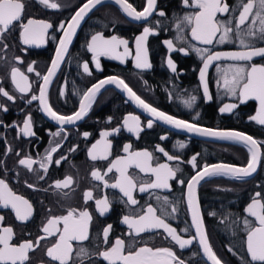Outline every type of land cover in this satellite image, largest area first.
Returning a JSON list of instances; mask_svg holds the SVG:
<instances>
[{"label":"flooded vegetation","instance_id":"af4514ba","mask_svg":"<svg viewBox=\"0 0 264 264\" xmlns=\"http://www.w3.org/2000/svg\"><path fill=\"white\" fill-rule=\"evenodd\" d=\"M54 2L62 5V9L45 10L42 5L37 3V0H25V22L28 18L51 22L54 27L49 30V33L52 34L60 21L67 20L73 15L85 0H54ZM127 2L132 3L137 10H142L145 0H127ZM227 2L231 5H236L239 4L240 0H227ZM9 7H13L10 0H2V3H0V12ZM158 9H163L168 16L167 18H160L163 23V29L160 30V34L152 35L148 39V54L153 67L150 70L144 71L135 69L132 59H128L126 64L121 65L118 61L109 60L104 57L100 58L103 70L97 71L92 63L90 53L86 51V44L90 42V35L95 32H102L106 38L117 34L121 38H127L129 41H133L136 35L142 33L143 26L152 27L153 25L147 22H133L112 2L102 4L90 13L78 29L73 43L69 46V51L64 57L63 63L57 74L52 78V83L48 89L51 104L55 110H58V114H74L78 110L79 100L82 98L84 91L100 80L114 75L118 78L125 79L126 83L141 98L145 99L151 106L157 107L158 110H163L166 114L191 121L195 113L199 112V119L196 121L199 125L213 129L239 130L252 135L258 140H264V126H258L255 122L249 121V117L256 112L258 107L257 102L248 101L246 104L240 105L235 109L234 114L218 113V108L222 104L231 103L233 100L223 92L222 84L217 86L218 75L216 67L218 65L226 66L234 62L216 63L210 68L208 80L210 93L213 97L211 102H205L202 96V89L198 91V69L202 65L194 54L185 56L177 52H172L171 57L178 65V72L183 71V74L177 75L170 72L166 63L168 58L167 49L162 41L169 38L173 39L174 45L179 43L175 40L177 30L174 21L178 13L183 14L191 11V9L182 8L181 0H158ZM222 18L226 19L227 17ZM152 19L155 20L157 17L154 15ZM54 34L59 39L62 33L55 31ZM184 35L190 41V34L185 33ZM190 42L197 47H210L213 52L240 50L236 43L220 45L214 41L213 46H204L194 41ZM7 43L9 47L6 54L0 51V56L5 57L4 59H0V81L3 82L4 89L9 91L14 90V85L10 82V72L11 67L15 65L29 77L33 91H35L38 87L35 71L46 74V69L50 67V61L54 58L57 45L49 39L39 48L23 46L19 41L18 28L8 36ZM130 47H133V45L130 44ZM16 57H21L22 62L14 59ZM84 62L89 63V68L92 73L90 76L83 73L82 65ZM251 63L257 65L264 64V58L256 57ZM27 66H33L35 71L33 73H27ZM194 68L196 71L193 70ZM20 80H22L20 74L13 72V81ZM61 91L64 92V96L59 95ZM0 94H4L3 89H0ZM13 94L19 95L14 91ZM190 94H197L199 97L193 111L184 109L181 103ZM0 102L8 106V112L6 114L0 112V121H3L6 125L0 128V137H6L0 139V160L5 161V166L9 170L7 173V182L14 194L23 196L34 206V215L27 222L18 221L11 209L0 208V216L3 217V220L0 221V230L4 227H11L13 229V240L11 243L14 246H18L20 242L35 240L38 235L42 234L41 225L48 218V208H51L52 215L54 216L66 214V210L72 208L77 210L86 208L90 211L93 217L89 227L90 238L83 242L73 241L74 253L76 247L80 244L87 245L94 252L96 250L103 251L107 245L101 243L97 234L108 224L113 226L108 238L109 241L114 243L115 238L122 237L127 247V244L132 241L134 233H131L127 229V226L121 223L123 215L130 214L136 216L141 213L142 209L146 212V205H152L157 208V214L159 215L162 201L158 202L155 199L157 195L161 197L167 195L169 197L171 203L168 206V211H170L172 206L179 207L178 219H168L166 221L178 229V234H181L179 230L185 227L186 224L190 225L191 220L186 207V198L182 195L186 189L182 188L175 179L170 181V191L150 189L148 192L141 194L138 191L139 185H137V189L133 194L138 200V205L133 208L132 206H126L119 202L122 194L118 190L105 188L100 182L91 178V172L94 170H99L102 174H106V179L118 176L115 171L107 173V167L109 166L108 160L91 161L87 156V150L90 149L96 140L100 139L99 134L101 131H111L115 127H122L123 119L130 114L138 115L144 126V130L141 132L139 138L137 139L132 134L127 133L126 130H122L119 134L109 137L112 142V155L109 157V160L114 161L118 157L126 158L125 160L117 161L116 165H114L120 167L122 170L121 182L125 180L123 171L130 164H138L140 168V171L136 168H130L128 170L130 174L148 181H154L155 177L146 172L155 171L160 173L167 169V165L152 169L149 166L150 157L146 153L128 156L130 153L126 154L122 150L125 143L132 145L130 152L143 150L151 152L153 154V160L151 161L153 167L158 163H167L173 168L180 167L181 172L177 174V177L185 180L194 174V169L188 163L193 154L198 155L197 164L201 166L199 170H202L204 164L212 165L221 162L243 166L246 165L249 155L244 147L231 142H205L180 135L166 127L162 122L155 121L154 118L149 117L141 109L136 108L127 99L126 93L117 89L114 85H106L98 93L89 114L82 121L78 122V126H66L70 135H68L66 142L60 141L63 147L53 155V159L66 152L72 145L78 144V149L72 152L59 167L51 164L47 173H43V170L39 168L38 164L33 165L34 172H28L17 164L19 157H17L15 150L24 149L27 155L32 156L38 161L44 155L45 151L51 148L56 140L59 139L52 137L50 133L46 134V132L48 130L55 132L59 128L48 117L35 110V103L31 107H28L22 100H17L13 103L2 97H0ZM21 110L31 113L34 119L33 130L36 133V137L24 138L22 136V121L26 117L21 114ZM108 118H112L110 124L106 123ZM149 119H153L154 121V126L151 129L146 128ZM13 124L16 127H11ZM83 132L91 133L88 140H84L80 135ZM162 135L167 136L168 139L160 140ZM177 141L185 143L187 147L180 149ZM157 145L162 146L169 154L179 159L168 161L157 150ZM6 146L13 150L11 154L6 153ZM101 153L107 155V149L103 145V141L92 149L91 154L96 156ZM28 163H31V161H28ZM17 171L19 173L18 178H14V174ZM38 175L46 176V179H37ZM3 176V170H0V177ZM68 176L72 177V184L69 187L60 190L53 188L47 193L42 190L48 187L53 181L64 179ZM95 176L99 177V173H95ZM25 181L29 184H35L41 190H34L28 187ZM65 183L68 182L66 181ZM258 183L264 185V160H262L258 167L257 173L245 181L238 182L225 177H216L206 179L198 187V200L201 205L210 243L218 256L226 261L227 264H240L239 257L230 253L227 247L232 246L237 252L243 253V249L240 247L243 231L234 220L246 215L244 212L245 205L249 202L250 194L258 190ZM86 190H92L94 198H109L111 207L108 214L100 216L96 211V206L93 201H89L87 204L84 203L83 193ZM57 193L60 194L57 195ZM65 193L67 195H64ZM209 211L217 212V217H210L208 215ZM20 218L24 217L21 215ZM221 218L224 222L218 223V219ZM65 222L68 225V229L64 232V237L61 239L59 246L50 247L56 237H49L46 240H42L40 246H34V249L30 250L28 264H58V262H51L47 256L46 251L48 247H50L48 249V255L59 254L62 258L67 259L69 249L66 241L70 233L78 228L81 232L80 238L83 239L87 234V224L86 221H74L72 216H68ZM58 223L59 221L52 220L45 234L50 236L53 231H56V225ZM131 223L140 225L143 221H132ZM138 230H142V228L138 227ZM194 234V229H192L190 233L181 235L182 238H189L190 235ZM11 237L12 230L4 229L2 236V241L5 246L4 258L25 256L32 245L25 243L19 249H9L7 245ZM166 237L167 234L163 229L141 233L139 237L135 238L137 241H140L136 244L135 250H138L141 246H148L153 249L172 247L178 256L187 260L189 264H208L202 256V250L195 242L188 249L181 251L178 246L174 245V242L170 241V238ZM143 241H147V244H144ZM117 248H119V245ZM192 252L196 253L195 257L190 256ZM125 259L128 264H167V253L161 250L153 251L149 248H142L138 250L136 256ZM85 264H107V262L100 257H94L93 260H87Z\"/></svg>","mask_w":264,"mask_h":264},{"label":"snow or ice","instance_id":"6c2138e0","mask_svg":"<svg viewBox=\"0 0 264 264\" xmlns=\"http://www.w3.org/2000/svg\"><path fill=\"white\" fill-rule=\"evenodd\" d=\"M102 2L103 0H85L78 10L67 20H61L54 30V32L59 31L62 33L59 39H57L54 32L52 34L49 33V30L54 27L51 22L34 18H28L25 22V0H10L13 7H9L0 12V51L5 54L9 47L7 38L16 31L17 28L19 29V41L23 46L39 48L49 39L57 45L54 58L51 59L50 67L46 69V74L35 71L33 66L26 67L27 73H33L35 71L36 84L38 85L35 91H33V86L29 81V77L15 65L11 67L10 82L14 85L13 91L19 95H14L13 91L4 89L3 82L0 81V89H3L4 93L0 94V97L6 98L7 101L13 103L17 100H22L28 107H31L35 103V110L48 117L59 128V130L55 132H51L50 130L46 132V134L50 133L52 137L59 139L56 140L51 148L45 151L44 155L38 161L32 156L27 155L24 149H16L15 153L17 157H19L17 164L28 172L35 171L33 168L34 164H38L39 168L43 170V173L49 171L51 164H55L59 167L63 161L79 147L78 144L72 145L66 152L53 159V155L63 147L60 141L66 142L68 135H70L66 126H78V122L82 121L89 114L101 89L106 85H114L117 89L126 93L127 99L131 101L136 108L141 109L149 117L154 118L155 121H160L173 129L190 133L201 138L231 142L243 146L249 154L246 165L236 166L221 162L212 165L204 164L202 170H199L201 166L197 164L198 155L193 154L188 163L194 169V174L185 180L177 177V174L181 172L180 167L173 168L167 163H158L153 167L151 164L153 154L151 152L147 150L130 152L132 145L130 143H125L122 150L126 154L130 153L128 156L146 153L150 157L149 166L152 169H156L162 165H167V169L160 173L155 171L146 172L155 177L154 181H148L142 180L139 176L130 174L128 171L130 168H136L140 171L138 164H130L123 171L125 180L121 182L122 170L120 167L114 165H116L117 161L125 160L126 158L118 157L114 161L109 160V157L112 155V142L109 137L119 134L122 130H126L127 133L132 134L137 139L139 138L141 132L144 130V126L138 115L130 114L123 119L122 127H115L111 131H101L99 134L100 139L96 140L95 143L91 145L90 149L87 150V156L91 161L108 160L109 166L107 167V173L115 171L118 176L106 179V174H102L99 170H94L91 172V178L100 182L105 188L118 190V192L122 194L119 202L126 206H132L133 208L138 205V200L133 194L137 189V185H139L138 191L141 194L148 192L150 189L170 191V181L174 179L177 180L178 184L186 189L182 195L186 198V207L188 213H190L191 219L190 225L186 224L185 227L179 230V233L188 234L194 229L195 234L190 235L189 238H182V235L178 234V229L166 222L168 219H178L177 214L179 213V207L172 206L170 211H168V206L171 203L169 197L167 195L163 197L157 195L155 199L158 202L162 201L159 215L157 214V208L152 205H146V212L142 209L141 213L136 216L130 214L123 215L121 223L126 225L131 233H134L133 239L127 244V247L122 237L115 238L114 243L109 241L108 238L113 226L108 224L97 234L101 243L107 245L103 251L96 250L94 252L91 251L87 245L80 244L76 247L74 253L73 241L83 242L90 238L89 227L93 219L90 211L86 208H81L80 210L72 208L66 210V214L54 216L52 215L51 208H48V218H46L45 223L41 225L42 234L38 235L35 240L20 242L18 246H14L11 243L13 240V229L11 227H4L0 230V264H28L30 250H33L34 246H40V242L49 237H56V239L52 241L50 247L59 246L61 239L64 237V232L68 229V225L65 222L68 216H72L74 221H86L87 234L81 239V232L78 228L70 233L66 241L69 249L67 252V259L62 258L59 254L48 255V249L50 248L48 247L46 254L51 262H58V264H85L87 260L100 257L106 261L107 264H128L125 258L136 256L138 250L142 248H149L153 251L161 250L167 253V264H189L187 260L178 256L177 252L172 247H159V249H153L152 247L141 246L138 250H135L136 244L140 242L135 238L139 237L141 233L163 229L167 234L166 238H170V241L174 242V245L178 246L179 250L183 251L188 249L195 242L202 250V256L206 257L207 261H210L211 264H227L226 261L218 256L210 243L201 205L198 200L197 190L201 182L206 179L225 177L242 182L252 177L257 173L258 167L262 160H264V140H258L252 135L239 130H221L199 125L196 122L199 119V112L195 113L191 121L166 114L163 110H158L157 107L151 106L145 99L141 98V96L126 83L125 79L118 78L114 75L100 80L84 91L82 98L79 100L78 110L75 111L74 114H58V110H55L54 106L51 104L48 96V89L52 83V78L57 74L63 63L64 57L69 51V46L73 43V39L82 22L88 14ZM0 3H2V0H0ZM37 3L42 5L45 10L62 9V5L54 2V0H37ZM115 4L119 6L122 13L133 22H147L153 26H143L142 33L136 35L133 41H129L127 38H121L117 34H113L109 38H106L102 32L91 34L90 42L86 44V51L90 53L92 63L97 71H102L103 69L100 63L101 57L118 61L121 65L126 64L128 59H132L135 69L140 71L150 70L153 65L149 59L147 42L150 36L160 34V30L163 29V23L160 18H167L168 14L163 9H158V0H145L142 10H137V8L132 3L127 2V0H115ZM181 7L191 9V11L183 14L178 13L174 21L177 30L175 40L179 43L174 45L173 39L169 38L162 41L168 53L166 61L167 68L173 74L182 75L183 71L178 72V65L171 57V53L177 52L185 56L194 54L202 65L198 69V91L202 89V96L205 102H211L213 97L209 87V69L212 67V64L217 61L234 62L226 66L218 65L216 67L218 75V80L216 82L217 86L222 84L223 92L233 100L231 103L222 104V106L218 108V113L234 114L235 109L240 105L246 104L248 101H255L258 107L255 114L249 117V121L255 122L258 126H264V64L257 65L251 63L256 57L264 58V0H240L239 4L236 5L229 4L227 0H181ZM154 15L157 17L155 20L152 19ZM222 17L227 18L225 19ZM185 33L190 34V41L198 42L200 45L213 46L214 41L220 45L225 43H236L240 50L213 52L210 47H197L191 44V42L185 38ZM130 44L134 47V53L133 47H130ZM4 58V56H0V59ZM14 59L22 62L21 57H16ZM82 68L84 74L89 76L92 74L88 62H84ZM193 70L196 71L195 68ZM13 72H18L22 80L14 82ZM59 95L64 96V92L61 91ZM198 98L197 94L188 95L187 98L181 101L183 108L188 111H193L198 102ZM0 112L5 114L8 112L7 104L0 102ZM21 114L26 117L22 121V136L24 138L36 137V133L33 130L34 119L31 113L21 110ZM111 120L112 118H108L106 123L110 124ZM5 126L4 122L0 121V128ZM153 126V119H149L146 128L151 129ZM11 127H16V125L13 124ZM80 135L84 140H88L91 133L83 132ZM4 138L6 137H0V139ZM166 139H168V137L165 135L160 137L162 141ZM102 141L107 149V155L101 153L93 156L91 154L92 149L101 144ZM177 145L180 149L187 147L185 143L180 141H177ZM157 150L162 153L168 161L179 159L169 154L165 148L160 145H157ZM5 151L7 154H11L13 150L6 146ZM28 161H31V163H28ZM0 170L4 172V176L0 177V208L11 209L15 214V218L20 222L29 221L34 215L33 204L23 196L14 194L7 182V173L9 170L5 166V161L3 160H0ZM97 172L99 173V177L95 176ZM18 175L19 173L17 171L14 174V178H18ZM37 179H46V176L38 175ZM66 181L68 183H65ZM25 183L34 190H41L37 188L35 184H29L27 181H25ZM71 184L72 177L68 176L67 178L53 181L48 187L42 190L47 193L53 188L60 190L69 187ZM129 187L131 189L130 191ZM257 189L258 190L250 194L249 202L245 205L244 212L246 215L234 220L243 231L240 244L243 253L237 252L232 246L227 247L230 253L239 257L240 264H264V185L258 183ZM59 194L60 193H57V195ZM64 195L67 194L65 193ZM83 201L85 204L89 201H93L96 206V211L100 216H105L110 211L111 201L109 198H94L92 190L84 191ZM229 214L231 215V213ZM21 215L24 218H20ZM208 215L216 218L217 212L209 211ZM2 220L3 217L0 216V221ZM52 220H57L59 223L56 225V231H53L49 236L45 233ZM132 221H143V223L136 225L131 223ZM217 222L223 223L224 221L221 218L218 219ZM138 227L142 228V230H138ZM4 229L12 230V237L7 245L9 249H19L21 245L25 243L32 245L25 256H11L8 259L4 258L5 246L2 241ZM143 243L147 244V241H143ZM118 245L119 248H117ZM190 256L195 257L196 253L192 252Z\"/></svg>","mask_w":264,"mask_h":264},{"label":"water","instance_id":"95a60500","mask_svg":"<svg viewBox=\"0 0 264 264\" xmlns=\"http://www.w3.org/2000/svg\"><path fill=\"white\" fill-rule=\"evenodd\" d=\"M110 2H112V3H114L115 4V0H103V2L100 4V5H102V4H105V3H110ZM100 5H98L97 7H99ZM96 7V8H97ZM119 7V6H118ZM95 8V9H96ZM95 9H93L91 12H93ZM90 12V13H91ZM90 13L88 14V16L90 15ZM87 16V17H88ZM86 17V18H87ZM85 18V19H86ZM84 22V21H83ZM82 22V23H83ZM78 31V30H77ZM195 42V41H194ZM196 43H198V42H196ZM222 62H232V61H217V62H214L213 64H212V66L214 65V64H216V63H222ZM210 70V69H209ZM166 127H168L169 129H171V130H173L174 132H176V133H178V134H180V135H184V136H187V137H190V138H194V139H197V140H201V141H205V142H217V143H222V141H218V140H213V139H208V138H201V137H199V136H196V135H193V134H190V133H186V132H183V131H178V130H176V129H173L172 127H170V126H167V125H165ZM226 143H230V142H226ZM241 146V145H240ZM243 147V146H242ZM203 182V181H202ZM190 214V213H189ZM191 220V219H190ZM205 258V260L207 261V258L206 257H204ZM208 262V264H211V262L210 261H207Z\"/></svg>","mask_w":264,"mask_h":264}]
</instances>
